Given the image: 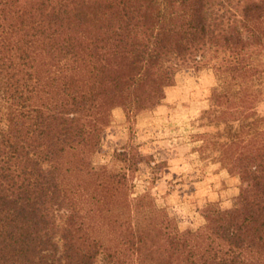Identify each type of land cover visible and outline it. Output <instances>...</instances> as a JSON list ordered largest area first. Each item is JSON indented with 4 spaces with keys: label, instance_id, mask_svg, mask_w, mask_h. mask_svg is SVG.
<instances>
[{
    "label": "trees",
    "instance_id": "1",
    "mask_svg": "<svg viewBox=\"0 0 264 264\" xmlns=\"http://www.w3.org/2000/svg\"><path fill=\"white\" fill-rule=\"evenodd\" d=\"M219 54L200 119L237 125L218 152L245 161L247 187L204 217L207 237L175 233L147 195L125 208L150 217L98 235L127 181L90 162L110 111L161 104L178 70ZM262 54L264 0H0V264H264V114L248 83Z\"/></svg>",
    "mask_w": 264,
    "mask_h": 264
},
{
    "label": "rangeland",
    "instance_id": "2",
    "mask_svg": "<svg viewBox=\"0 0 264 264\" xmlns=\"http://www.w3.org/2000/svg\"><path fill=\"white\" fill-rule=\"evenodd\" d=\"M27 1L19 0L21 5ZM222 56L199 69L178 70L157 106L132 111L116 106L110 111L109 124L90 162L114 174L125 173L127 181L121 185L122 193L106 195L108 208L119 209L108 213L107 207L101 208L95 223L98 235L118 232L117 223H111L115 219L150 217L143 207L134 208V213L125 208L129 203L131 207L145 205L141 198L147 195L166 214L175 233L191 230L207 237L210 231L204 217L231 208L241 189L247 187L239 178L245 161L225 164L218 152V144L226 141L237 125L229 129L222 122L200 119L202 112L210 109L211 91L218 83L211 66ZM259 64L261 72L248 79L249 94L256 112L264 114V54ZM122 151L142 159L134 164L123 162L119 156Z\"/></svg>",
    "mask_w": 264,
    "mask_h": 264
}]
</instances>
